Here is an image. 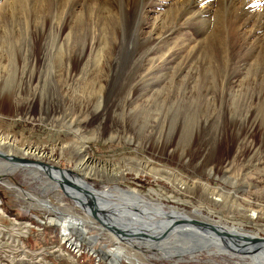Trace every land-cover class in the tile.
Masks as SVG:
<instances>
[{
  "label": "rangeland",
  "instance_id": "1",
  "mask_svg": "<svg viewBox=\"0 0 264 264\" xmlns=\"http://www.w3.org/2000/svg\"><path fill=\"white\" fill-rule=\"evenodd\" d=\"M184 2L0 0V136L20 148L0 153L29 161L0 158V234L34 227L27 264H52L41 257L51 250L62 264H111L117 254L118 264H264L206 249L166 256L116 238L59 179H85L94 193L134 191L168 215L264 241V215L214 205L202 187L264 214V0L177 8ZM84 159L125 170L84 178ZM7 254L2 264L16 262Z\"/></svg>",
  "mask_w": 264,
  "mask_h": 264
},
{
  "label": "bare ground",
  "instance_id": "2",
  "mask_svg": "<svg viewBox=\"0 0 264 264\" xmlns=\"http://www.w3.org/2000/svg\"><path fill=\"white\" fill-rule=\"evenodd\" d=\"M184 1L185 2L183 4H180L181 6H178L177 8L182 9L183 7L184 9L188 0H184ZM199 1L200 0H197V3L202 4L204 3L203 1L205 0H201L200 2ZM96 6L98 7L99 5L94 3V5L92 6L93 9ZM101 10L105 11V9L102 8ZM185 11H188V9H186ZM200 12L202 11H199L198 13ZM107 14L110 15V13L108 12ZM113 21L114 19H109L105 25L110 26L113 23ZM0 148L1 149L9 148L10 150L20 149L16 142H10L7 138L1 136H0ZM24 153L25 155L36 154V152H33L31 150H26L24 151ZM3 155L8 160L12 158L9 155L6 154ZM39 156H43V154L42 155L39 154ZM23 162L24 163H21V165L26 164L29 161H23ZM124 164L118 163L117 165H113V166H109V165L98 166L95 165V163L88 164L84 159L79 163H77L76 170L79 173H81L84 176V178L102 177V176L112 177L121 174L125 170ZM12 169L10 168V170ZM46 169H47L45 170L46 172L51 171L52 173L57 175V172L54 169H48V168ZM143 169L144 170L148 169L150 174H154V175H157L156 173L163 174L166 176V178H168L169 181L174 180L177 183H179L181 188L188 187L187 183L185 184L183 180L179 179L178 176L172 172H168L165 170H156L152 168L149 169L146 166L143 167ZM59 179L63 184H65V189L68 191L67 192L68 195L69 196L72 195L75 199V202L81 208L85 209L90 213H91V211H89L90 209L89 210L87 209L88 208L87 205H89V203H87L86 195L81 190H79V188L89 191L90 192L89 194L96 197L99 206L103 207L108 215L105 217L104 214H100L98 216V219H101L103 220V222L108 223L112 227V231L116 232L118 230L116 238L123 237L124 239L130 242L133 241L138 242L140 245L145 244L146 247H148L150 250L158 249L161 254H164L166 256L175 257V256H182L183 254H191V256H194V254L198 253L199 251H203L204 249H206L205 251L208 252L209 254L215 253V254H223L229 256L239 254L241 255L242 258L251 259L253 262L262 261V263H264V241L255 240L254 242H252L248 236L244 235L245 236L244 237L242 235V232L239 231L238 229L227 230L222 227L218 228L217 226H212L207 228L205 225L199 223L202 227L205 228L206 231H204L198 226L195 225L192 226L191 224L194 221L191 220L190 217L183 215V216H176L174 218H170V215L175 216L173 212H169V215L166 214L165 208H163L161 205L154 207L151 204V202H148L146 198H143L141 195L137 194L134 191L132 192L123 191L119 188H116L110 190V192L104 191L101 193L100 192L94 193L93 189H91L89 185L87 186L85 179L74 180L72 177L71 179H69L64 176L63 178H59ZM72 184H74L75 186H73ZM202 187L204 189V193L207 195L208 199H210V202L213 203L214 205H218L224 209L226 208L231 212L237 211L242 215L250 217L253 220L259 219L264 215L261 213L262 210L254 208V206H251L250 204L248 207H243L240 205V203L238 204L237 201L234 200L231 196L222 195L218 191L209 188L207 184H204V186ZM49 208H51V206ZM182 220L189 221L188 223L190 225L183 224ZM65 226H67V228H70V224ZM122 229L124 230L127 229V234H122L121 232ZM223 236L224 237L230 236L227 242L230 243L229 245H231L234 248L233 250L230 251L226 247L225 245L226 242H224L221 239V237ZM170 243H174L171 245L173 247L172 249L169 246ZM178 243H180L179 244L180 246H177ZM242 243H245V245L247 246L246 249L242 247ZM249 246L257 250L255 251L250 250L251 248H248ZM72 249L78 251L79 248L76 249L74 247ZM120 257L122 256L118 254L115 256V258H117L118 260H120ZM117 259L115 261H111L110 263L118 264L119 261Z\"/></svg>",
  "mask_w": 264,
  "mask_h": 264
},
{
  "label": "crops",
  "instance_id": "3",
  "mask_svg": "<svg viewBox=\"0 0 264 264\" xmlns=\"http://www.w3.org/2000/svg\"><path fill=\"white\" fill-rule=\"evenodd\" d=\"M13 222L15 223V221H13ZM0 228L4 229L5 227L0 225ZM12 229H16V228H12ZM26 229L23 233L13 231L14 234L13 233L11 234L13 237H10V234H8V236H7V234H5L4 237H3V235L0 234V254H2V253L7 254V253L15 252V254H14L15 257L13 260H16V262H13V261L11 262V260H12L11 259L10 262L12 264H27V262H26L27 257H28V260L35 258L33 256V254H30V252H33L34 250L30 249L29 247H26L24 244V239L28 238L31 235V232H32L31 230L34 229V227L30 226L28 230H26ZM9 239L14 240V241L12 242ZM45 247H48V246H45ZM43 248L44 247L38 248L35 251L39 252ZM60 248H61V246H60ZM24 251H26L25 254L23 253ZM51 251L43 252L41 257H43V255H44L45 259L42 258V260H44L46 263L48 262V263H52V264H62L60 261L61 259L59 257L57 259V257H55L53 254L54 253L53 250H51ZM64 252L67 253L66 250L63 249L62 255H64ZM34 253H36V252H34ZM55 262H59V263H55ZM37 263L41 264V262L38 260L36 261L35 264H37Z\"/></svg>",
  "mask_w": 264,
  "mask_h": 264
},
{
  "label": "water",
  "instance_id": "4",
  "mask_svg": "<svg viewBox=\"0 0 264 264\" xmlns=\"http://www.w3.org/2000/svg\"><path fill=\"white\" fill-rule=\"evenodd\" d=\"M0 158L2 159V158H5L6 159V157L3 155V154H0ZM12 163H24L23 161L24 160H22V159H17V158H10L9 159ZM64 170V169H63ZM66 170V169H65ZM73 186H75L74 184H72ZM62 187V186H61ZM64 188V187H63ZM64 190V192H68L65 188L63 189ZM79 190H81L85 195H86V200H87V203H89V205H87V209L89 210V211H91V213H92V215L93 216H95L96 218H98V216L100 215V214H104V216L106 217V216H108L107 215V213L105 212V209L103 208V207H101V206H99V204H98V201H97V199H96V197H94V196H92L91 194H89V191H87V190H85V189H82V188H79ZM86 204V203H85ZM84 206H86V205H84ZM174 216H172V215H170V218H173ZM189 221H187V220H182V223L183 224H185V225H190L189 223H188ZM192 226H198V227H200L202 230H204V231H206L205 230V228L204 227H202L199 223H197V222H192V224H191ZM112 229V227H109V229ZM199 228V229H200ZM116 232H118V230L116 231ZM126 234V233H125ZM157 238V237H156ZM228 238H230V236H223V237H221V239L224 241V242H226V247L231 251V250H233L234 248L231 246V245H229L230 243H228L227 241H228ZM232 241H233V239H232ZM242 247H244L245 249H246V245H245V243H242ZM248 248H251L250 250H253V251H255V250H257V249H253L252 247H248ZM249 250V249H248Z\"/></svg>",
  "mask_w": 264,
  "mask_h": 264
},
{
  "label": "built area",
  "instance_id": "5",
  "mask_svg": "<svg viewBox=\"0 0 264 264\" xmlns=\"http://www.w3.org/2000/svg\"><path fill=\"white\" fill-rule=\"evenodd\" d=\"M80 251V248L78 249V251H76L75 252V254L79 257L80 255H81V253H83V252H79ZM85 252H87V251H85ZM13 257V255H11V258ZM10 258V257H9ZM3 262H2V258H1V256H0V264H2Z\"/></svg>",
  "mask_w": 264,
  "mask_h": 264
},
{
  "label": "trees",
  "instance_id": "6",
  "mask_svg": "<svg viewBox=\"0 0 264 264\" xmlns=\"http://www.w3.org/2000/svg\"><path fill=\"white\" fill-rule=\"evenodd\" d=\"M11 209V208H10ZM10 214H12L13 215V211H11V213Z\"/></svg>",
  "mask_w": 264,
  "mask_h": 264
}]
</instances>
